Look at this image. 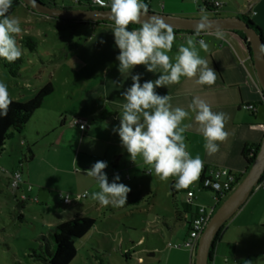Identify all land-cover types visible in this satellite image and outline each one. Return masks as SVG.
<instances>
[{"label":"rangeland","instance_id":"rangeland-1","mask_svg":"<svg viewBox=\"0 0 264 264\" xmlns=\"http://www.w3.org/2000/svg\"><path fill=\"white\" fill-rule=\"evenodd\" d=\"M57 1L60 5L61 2ZM71 1L62 2L66 6L75 5ZM203 1L221 6L215 12L211 11L215 7L208 4L207 10ZM248 3V0H146L151 11L192 17L234 15L246 9ZM10 16L19 18L21 22L22 32L16 37L17 44L18 38L29 35L35 39L36 45L33 51L18 45L23 54L17 64V76H12L7 70L10 63L0 59V82L7 85L11 99L21 102L34 96L36 90L47 82H50L53 91L44 99L41 107L29 116L21 133H13L6 140L0 153V264H41L30 253V249L38 244L36 238L41 233L47 234L51 225L67 220L75 209L74 203L64 204L60 194L69 193L72 196L76 187L81 188L92 181L97 184L94 178L84 176V171L88 169L82 163V154L77 161L73 157L79 133L76 131L73 137L67 125L77 116L88 118L89 121L92 119L82 114L98 102L97 98L102 91L100 83L103 80V74L99 72L105 62L117 57L119 49L114 44L112 30L100 28L95 33L94 23L91 22L53 27L45 20L46 16L30 10L23 3L18 4ZM249 16L253 24L262 28L252 13ZM26 84L29 86H25ZM258 111L256 118L261 122L264 120L262 104L258 105ZM242 113L249 116V111L244 106ZM63 119L64 124L61 123ZM92 122L96 126L95 132H99L101 137L108 136L104 121L94 119ZM247 127L257 128L256 124ZM14 171L21 172L23 181L17 189L9 186V179ZM73 171H79L76 178ZM144 175L157 179L154 174ZM159 183L161 190L165 184L163 186L161 181ZM28 185H31V189H28ZM256 191L259 192L254 196ZM93 192H96V187L90 193ZM203 192L210 196L213 194L207 189ZM21 199L24 203L20 209L16 202ZM147 200L146 195H143L138 205L126 203L121 210L109 214V221L115 223V227H119L118 222L126 224V227L120 226L119 230L113 228L112 232L121 233L125 240L129 234H134L132 238L136 240L143 236L156 241L158 238L150 232L151 224L145 221V213H142L143 208L147 207ZM84 201L87 200L79 199L78 202ZM165 201L161 196L157 198L158 205H166ZM247 203L242 222L229 227L231 239L237 241V254L228 258V264H264V186L255 188L244 205ZM168 206L171 211V201ZM158 210H162L161 206ZM19 213L23 215L21 220L18 219ZM92 215L95 222L103 221V217L97 213ZM229 221L224 227L229 225ZM130 225L135 226L136 230L129 228ZM175 232L178 237L184 234L182 228ZM80 241L76 239L73 243L76 255L69 264H90ZM122 249H125L124 242ZM247 253L253 255L246 262L244 257ZM91 254L94 255L93 251ZM143 255L146 256V253ZM94 262L96 263L93 260Z\"/></svg>","mask_w":264,"mask_h":264},{"label":"crops","instance_id":"crops-1","mask_svg":"<svg viewBox=\"0 0 264 264\" xmlns=\"http://www.w3.org/2000/svg\"><path fill=\"white\" fill-rule=\"evenodd\" d=\"M105 1L111 2V0ZM60 2L61 4L58 5V1H56L59 7H75L78 4L87 3L84 0H72L71 2H78V4L66 6L62 1ZM143 2L146 3V0H143ZM248 5L251 7L252 15L258 21L257 24L262 25V28H260L262 33L260 34L263 36L264 0H249ZM100 28L112 30V23L94 24L93 31L96 33ZM174 34L176 39L172 50L167 53L172 62H175L179 46H187V38L193 37L197 42L196 47L200 57L206 59L209 67L216 71L217 79L212 86H200L195 84L194 80L181 77L180 83L157 88V93L170 95V103L173 107L178 106L187 110L193 98L200 97L211 105L214 112L226 113L229 119L225 125V130L230 135L224 143L219 145V152L212 156L207 155L204 148V139L196 131L193 122L194 113H190V118L184 121L186 124H193V127L184 133L185 143L188 146L187 150L193 158L199 155L207 168L217 167L225 172L245 174L247 171L246 162L241 157V150L245 144L261 142L264 136V120L260 122L256 118L259 113L258 105L262 104L264 107V98L244 42L232 31L201 32L199 36H196L195 33L182 31L174 32ZM199 40H204L207 43V51L199 48ZM118 65L119 61L114 57L102 66L101 72H99L103 74V80L100 83L102 84V91L97 98L98 102H95L90 110L82 114L92 119L89 121L88 118H82V116L75 117L85 120L84 129H80L72 121L69 123L70 125H67L68 131L73 133V137H75L76 131L79 133L73 148V157L77 161L79 155L82 154V163H85L86 166L84 167L86 169H90L97 161H108V167L104 171L107 174L109 183L113 181L116 174H119V182L132 189L128 195V204L132 202L133 205H138L140 198L146 195V199H148L146 202L147 207L143 208L142 213H145V221L147 220L151 224L150 232L156 234L158 239L155 241L141 236L136 240L132 238L134 234H129L128 239L125 240L120 235L121 233L114 234L112 232L113 228L119 230L120 226H125L126 224L118 222L119 227H115L117 225L109 221L111 219L108 218V215L121 210L123 207L113 208L111 205L104 207L97 201L92 200L90 192L94 187H96V191H99V185L97 182L95 184V181L88 182L81 188H74L73 197L71 194L65 193L69 195L71 200L64 204L70 205L74 203L75 207L68 219L84 215L93 217L92 213H97L103 217V221L94 222L90 230L80 239L90 264L98 263L93 258L92 251L100 255L103 264H194L195 248L190 249L180 244L187 238L189 224L195 215L196 208L203 206L214 209L217 202H220L221 199L218 201L214 193L211 196L205 194L203 192L205 188L201 187L200 179L188 189L180 191L175 190L172 186L175 182L174 178L167 182L161 181L163 186L165 184V187L159 190L160 180L158 178L156 180L152 178V180L144 175L145 173L148 174V170L142 159L138 157L136 162L130 160L129 154L121 145L118 133L113 131L119 125L122 104L125 103L122 93L131 86L132 75L141 74V83H143L147 80L157 79L160 73L159 71L151 73L144 66H137L131 70L130 75H121L118 71ZM110 75L113 77H110ZM247 103L254 105L253 110H246L249 111V116L256 120H251L249 116L242 113V106ZM94 119L105 122L108 136L101 137L99 132H95L96 126L92 122ZM64 122L65 119H63L62 124ZM254 124H256L257 128L247 129L249 128L247 126H253ZM78 172L73 171L74 178H76ZM84 174V176H88L86 171H84ZM225 178V173L220 175L221 180ZM141 181L148 187L144 186L145 184L143 185ZM262 186H264L263 179L259 187ZM84 191L89 195L80 197V199L87 201L78 202L76 199L78 194ZM258 192L256 191L254 196ZM159 196L165 198L166 205H158L157 198ZM143 201L141 200V202ZM170 201L172 203L171 211H169L168 206ZM160 206L162 210H158ZM247 206L248 203L237 210L229 219L230 221L227 220L229 225L223 226L220 233H218L210 253V264H228V258L237 254V241L231 239L229 227L234 223L238 225V223L242 222V214ZM143 226H146V224H143ZM128 227L136 230L133 225ZM179 228H182L184 233L180 237L175 232ZM123 242L125 243V249H122ZM176 244L180 246L175 247L174 245ZM143 253H146V256ZM252 255L247 253L244 261L247 262ZM254 255L256 254L254 253ZM113 259L115 262H113ZM93 260L96 263H93Z\"/></svg>","mask_w":264,"mask_h":264},{"label":"clouds","instance_id":"clouds-1","mask_svg":"<svg viewBox=\"0 0 264 264\" xmlns=\"http://www.w3.org/2000/svg\"><path fill=\"white\" fill-rule=\"evenodd\" d=\"M12 2L0 0V59L9 63L16 62L23 54L16 40L22 32L21 22L19 18L8 15ZM95 3L110 8L109 18L113 22L112 33L119 49L116 59L121 75H130L137 66H144L151 73H160L157 79L143 83L141 74L131 76V86L122 93L125 103L122 104L120 122L113 131L118 133L121 145L132 162L139 157L147 166L149 175L154 174L163 182L174 178L172 186L175 190L188 189L199 181L204 162L199 155L193 158L187 150L184 133L193 124L184 121L194 113L196 131L204 139L207 155L212 156L219 152V145L230 135L225 130L229 117L224 112H214L211 105L200 97H194L187 110L173 107L171 96L160 95L156 89L178 84L181 77L194 80L200 86H212L217 79L216 71L200 57L193 37L187 38V46H179L173 63L167 54L176 39L173 28L161 16H149V6L143 0H111L110 4L105 0H95ZM130 24H139L140 27L129 30ZM204 29V23H197L195 35L199 36ZM198 43L200 49L208 50L204 40ZM11 104L7 85L0 82V118L7 117ZM107 167L106 162L97 161L86 170V174L99 185V191L93 192L91 199L104 207L121 208L127 203L132 189L119 182V174L109 183L104 171ZM212 187L218 188L219 185ZM83 195L89 194L85 192ZM60 198L65 202L71 200L63 193ZM76 199L79 201L80 197Z\"/></svg>","mask_w":264,"mask_h":264},{"label":"water","instance_id":"water-1","mask_svg":"<svg viewBox=\"0 0 264 264\" xmlns=\"http://www.w3.org/2000/svg\"><path fill=\"white\" fill-rule=\"evenodd\" d=\"M30 10L40 13L46 17L58 18L61 20H74L77 22H112L109 18L110 8L108 7H88L76 5L75 7H59L47 5L41 0H21ZM149 16H161L165 23L173 30L194 32L197 23H204L205 29L202 32L212 31H241L245 35L249 47L250 58L256 79L261 87L264 98V41L261 34L253 29L241 15H218L213 16H179L163 12L149 10ZM264 176V136L260 142L249 168L244 176L235 185L232 191L224 197L223 201L215 208L203 230L201 231L194 252V264H209L210 251L213 248L215 237L221 227L229 220L233 214L239 210L249 198L255 188L261 184Z\"/></svg>","mask_w":264,"mask_h":264},{"label":"trees","instance_id":"trees-1","mask_svg":"<svg viewBox=\"0 0 264 264\" xmlns=\"http://www.w3.org/2000/svg\"><path fill=\"white\" fill-rule=\"evenodd\" d=\"M41 1H43L47 5H56L55 2L57 0H41ZM59 1H63V0H59ZM84 1L87 2L86 5L88 7H98V6L90 5L88 0H84ZM20 3H22L21 0H13L12 6L9 10L8 15H10L13 12L14 8ZM75 3L78 4V2H75ZM208 4H210L211 7L213 6L215 7L214 10H211L212 8L210 9L211 11H215V12L218 11L216 8L217 7L220 8L221 6V4L217 5L215 3H211V2L207 3L206 1H203V6L207 10H209ZM250 13H251V7L248 4L246 6V9L240 12L241 17L253 29H255L259 34L262 33L261 29L256 24H253L250 21V16H249ZM45 20L53 27H60L61 24L62 26L63 25L73 26L75 24H82V23L89 22V21L77 22L74 20H61V19L52 18V17H49V18L47 17V19ZM91 23L100 24V23H113V22H91ZM139 27H140L139 24H130L129 30L137 29ZM173 31L179 32L177 30H173ZM185 33H195V31L194 32L187 31ZM234 33L244 42L246 49L250 55L249 43L245 35L243 34V32L234 31ZM18 45L22 47H26L30 51H33L35 49L36 41L32 36L28 35V36L18 38ZM19 61L20 59H18L14 63H10L11 66L9 65L6 67L12 76H17L16 75L17 64ZM52 91H53V87L51 86L50 82H47L44 85H42L38 90H36L34 96L29 98L28 100L21 102L19 100L12 99V104L9 107L7 117L0 118V153L3 150L6 140L10 139L13 133H17V134L21 133L22 128L24 124L26 123L27 119L29 118V116L41 107L44 99ZM259 146H260V142L245 144L243 146L241 150V157L246 162V169L249 168L256 152L259 149ZM251 148H253V151L250 150ZM29 158L31 159V156ZM18 172L21 177V172L20 171ZM243 176L244 174L234 173V179L236 183H238L239 180ZM263 178L264 176L262 177V179ZM262 179H261V182H262ZM10 180H11V177L9 179V186H10ZM21 183H23L22 177H21V182L19 183L17 187L15 188H12L11 186L10 187L12 189H17ZM222 198H220L219 196L218 201ZM23 203H24V200L22 199L21 201L17 200L16 205L18 206V208L21 209L23 208ZM217 204H219V202H217ZM22 218H23L22 213H19L18 219L21 220ZM94 222H95V219L92 216L84 215V216H78V217H74V218L63 220V221L56 223L55 225L49 227L47 234L41 233L36 238L38 240V244L35 248L30 249L31 256L34 259L40 261L41 264H69L76 255V250L73 245L74 241L76 239H81L90 230ZM223 226L221 227V229L223 228ZM221 229L219 230L218 233H220ZM216 238L217 236L215 237V240ZM93 258H95V260L98 261L97 264H103L101 261V257L98 253H94ZM209 258H211V254Z\"/></svg>","mask_w":264,"mask_h":264},{"label":"built area","instance_id":"built-area-1","mask_svg":"<svg viewBox=\"0 0 264 264\" xmlns=\"http://www.w3.org/2000/svg\"><path fill=\"white\" fill-rule=\"evenodd\" d=\"M105 3L110 4V1H105ZM89 4L93 5V6H100L99 4L95 3V0H90ZM244 108L247 110H253L254 105L252 103H247V104H244ZM72 123L76 124L80 129H84V127H85V120L82 118H75L72 120ZM250 150L253 151V148H251ZM223 173H225L226 178L221 180L220 175ZM206 181L209 182L207 185L205 183ZM20 182H21V177H20L19 172L18 171L13 172L11 175L10 186L12 188H15L19 185ZM214 184L219 185V187L218 188L212 187V185H214ZM200 185H201V187L212 191L217 198L219 196H220V198H222V197L224 198L235 187L236 181L234 179L233 173L225 172L221 168H217V167L207 168L204 165L203 172H202L201 178H200ZM30 188H31V185H28V189H30ZM85 192L86 191L78 194V196L79 197H85L83 195ZM65 196H67L69 198L68 194H65ZM62 202L67 203L63 199H62ZM213 210H214L213 208H206L203 206H199L196 208L195 215L193 216V218L189 224L187 238L180 245L189 247L190 249H194L196 247L197 239H198L201 231L203 230V227H204L206 221L208 220V218L211 215ZM169 245H171V244H169ZM180 245L176 244L174 246L179 247Z\"/></svg>","mask_w":264,"mask_h":264},{"label":"flooded vegetation","instance_id":"flooded-vegetation-1","mask_svg":"<svg viewBox=\"0 0 264 264\" xmlns=\"http://www.w3.org/2000/svg\"><path fill=\"white\" fill-rule=\"evenodd\" d=\"M56 3V2H55ZM57 5V4H56ZM83 5H85L84 3H83ZM58 6V5H57Z\"/></svg>","mask_w":264,"mask_h":264}]
</instances>
